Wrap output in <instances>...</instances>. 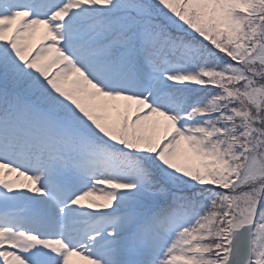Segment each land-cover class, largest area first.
<instances>
[{
    "label": "snow or ice",
    "instance_id": "1",
    "mask_svg": "<svg viewBox=\"0 0 264 264\" xmlns=\"http://www.w3.org/2000/svg\"><path fill=\"white\" fill-rule=\"evenodd\" d=\"M264 264V0H0V264Z\"/></svg>",
    "mask_w": 264,
    "mask_h": 264
},
{
    "label": "rangeland",
    "instance_id": "2",
    "mask_svg": "<svg viewBox=\"0 0 264 264\" xmlns=\"http://www.w3.org/2000/svg\"><path fill=\"white\" fill-rule=\"evenodd\" d=\"M74 259H76L77 260V264H79L78 258H74Z\"/></svg>",
    "mask_w": 264,
    "mask_h": 264
}]
</instances>
